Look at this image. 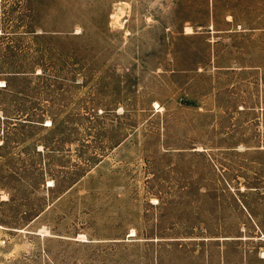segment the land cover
<instances>
[{"label": "rangeland", "instance_id": "1", "mask_svg": "<svg viewBox=\"0 0 264 264\" xmlns=\"http://www.w3.org/2000/svg\"><path fill=\"white\" fill-rule=\"evenodd\" d=\"M0 80V264H264V0H0Z\"/></svg>", "mask_w": 264, "mask_h": 264}, {"label": "bare ground", "instance_id": "2", "mask_svg": "<svg viewBox=\"0 0 264 264\" xmlns=\"http://www.w3.org/2000/svg\"><path fill=\"white\" fill-rule=\"evenodd\" d=\"M185 31L186 32H191V28H190V26H186L185 27ZM0 82L2 83V80H0ZM136 235V232H135V230L132 228L131 229V231H130V234H128V237H133V236H135ZM78 238H81V239H84V234H79L78 236H77ZM262 238H264V235L262 236ZM85 240V239H84ZM263 254H264V251L262 252ZM262 256V255H261Z\"/></svg>", "mask_w": 264, "mask_h": 264}]
</instances>
